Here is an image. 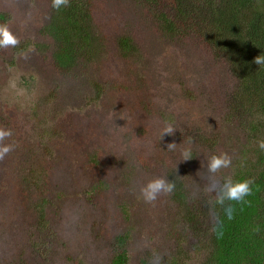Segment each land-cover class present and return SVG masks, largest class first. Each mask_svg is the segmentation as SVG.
I'll return each instance as SVG.
<instances>
[{"label": "rangeland", "instance_id": "374dc122", "mask_svg": "<svg viewBox=\"0 0 264 264\" xmlns=\"http://www.w3.org/2000/svg\"><path fill=\"white\" fill-rule=\"evenodd\" d=\"M89 2L92 58L61 74L40 33L51 0H0L20 41L0 49V128L13 145L0 161V264H108L116 236L128 264H150L153 253L167 264L178 251L199 264L211 223L202 162L225 152L232 167L218 178L232 176L254 146L252 117L233 104L234 74L198 35H167L142 0ZM165 123L176 130L159 140ZM186 147L193 156L183 160ZM171 173L184 204L140 198L148 179Z\"/></svg>", "mask_w": 264, "mask_h": 264}, {"label": "trees", "instance_id": "16d2710c", "mask_svg": "<svg viewBox=\"0 0 264 264\" xmlns=\"http://www.w3.org/2000/svg\"><path fill=\"white\" fill-rule=\"evenodd\" d=\"M89 1L83 4V0H69L67 7L52 8L49 20L41 27L40 33L53 43V66L61 74L92 58L96 38L89 22ZM142 1L167 35L182 36L192 32L227 62L236 79L233 104L243 116L252 117L245 137L252 140L254 146L248 145L241 154L240 166L232 172L234 179L254 180L252 195L246 198L247 202H232L231 220L216 206L221 223L216 225L211 217L207 253L199 264H264V151L257 146V141L264 139V65L254 63V57L264 56V0ZM4 17L0 13V24ZM128 39L120 37L121 49L129 48ZM168 179L176 185L172 199L184 204L181 180L173 173ZM209 211L211 213V207ZM195 229L199 232V228ZM124 241L125 237L116 236V249L108 264H128ZM183 257L178 251L167 264H183ZM141 264L147 263L142 261Z\"/></svg>", "mask_w": 264, "mask_h": 264}, {"label": "clouds", "instance_id": "9594fccd", "mask_svg": "<svg viewBox=\"0 0 264 264\" xmlns=\"http://www.w3.org/2000/svg\"><path fill=\"white\" fill-rule=\"evenodd\" d=\"M52 8L59 10L62 7L69 6V0H51ZM19 39L13 34L7 24H0V49L15 48L19 45ZM254 63L264 65V56L258 55L254 57ZM176 127L172 124L165 123L163 126L159 140L164 135H173ZM12 136V131L9 129L0 128V161H2L8 153L13 150V145L6 144L4 141ZM186 144H191V138L188 137ZM176 143H169L167 150L175 151L177 149ZM257 146L261 151H264V139L257 141ZM193 155L189 147L181 151V159H190ZM205 161L202 162V167L207 169L209 176L208 183L204 189L205 193L211 197L207 203L210 205L211 217L216 225L221 223L218 213L215 211L216 206H219L224 217L227 220L233 218L234 208L232 202L242 203L247 202L246 198L252 195L254 180L252 179H234L232 176H220L218 174L222 170L232 167V158L225 152L212 153L205 156ZM176 185L173 181L164 176H155L148 179L143 185L139 187L140 198L149 204H154L157 198L161 195H170L174 193ZM215 230V228H214ZM147 247V244H145ZM163 257L158 253H153L150 264H162Z\"/></svg>", "mask_w": 264, "mask_h": 264}]
</instances>
